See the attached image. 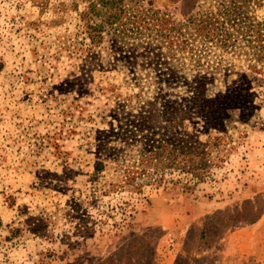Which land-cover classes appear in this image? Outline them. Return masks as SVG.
Masks as SVG:
<instances>
[{
	"label": "rangeland",
	"instance_id": "obj_1",
	"mask_svg": "<svg viewBox=\"0 0 264 264\" xmlns=\"http://www.w3.org/2000/svg\"><path fill=\"white\" fill-rule=\"evenodd\" d=\"M259 1L0 0V264H264V65L234 24L220 46L187 22L256 24ZM200 77L248 88L255 116L231 113L192 190L178 173L125 184L142 147L116 133L190 102Z\"/></svg>",
	"mask_w": 264,
	"mask_h": 264
},
{
	"label": "trees",
	"instance_id": "obj_2",
	"mask_svg": "<svg viewBox=\"0 0 264 264\" xmlns=\"http://www.w3.org/2000/svg\"><path fill=\"white\" fill-rule=\"evenodd\" d=\"M256 2L262 5L259 0ZM89 8L95 11L96 3H92ZM221 10L211 17L200 19L195 16L188 17V27L194 26V31H197L200 37L205 30L207 31L205 39L210 38L211 42L216 41L214 42L216 45L227 46L230 42L229 34L223 33L222 28L227 23H232L241 29L247 42L250 43V40L256 42L253 47L256 50V65L257 63L264 65V20H256V24H252L242 12L235 14ZM108 15L110 26L116 28L114 31L118 37L120 28L116 25L119 23V17L111 10ZM208 27L210 30H207ZM90 29L91 37L92 33L101 35L105 31L100 25ZM255 31L256 37H253ZM215 80L204 77L196 79L192 100L189 102L188 99L182 98L183 101L177 105L178 107L167 108L159 120L153 121V117L141 115L135 117L133 121H127L120 128L116 134H119L122 143L131 146L135 142H140L142 147L137 166L135 165L134 170L128 173L124 180L125 184L152 177L154 183L159 184L165 180L168 173H178L183 177V182L179 181L182 188L190 191L205 179L215 165V153L228 137L232 124L231 113L239 111L242 119H248L255 116L257 109L253 93L244 86L227 92L211 93L206 87ZM96 168H102L101 162L96 163ZM34 232L40 234V229L36 228Z\"/></svg>",
	"mask_w": 264,
	"mask_h": 264
}]
</instances>
